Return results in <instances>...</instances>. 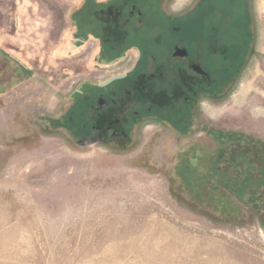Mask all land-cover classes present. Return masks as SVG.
<instances>
[{
	"label": "rangeland",
	"instance_id": "1",
	"mask_svg": "<svg viewBox=\"0 0 264 264\" xmlns=\"http://www.w3.org/2000/svg\"><path fill=\"white\" fill-rule=\"evenodd\" d=\"M85 1L0 0V264H264V0L230 86L180 131L155 121L112 145L58 122L121 63L81 37Z\"/></svg>",
	"mask_w": 264,
	"mask_h": 264
},
{
	"label": "flooded vegetation",
	"instance_id": "2",
	"mask_svg": "<svg viewBox=\"0 0 264 264\" xmlns=\"http://www.w3.org/2000/svg\"><path fill=\"white\" fill-rule=\"evenodd\" d=\"M169 2L87 0L81 5V37L98 40L107 65L121 63L108 70L116 71V78L82 86L58 119L80 145L128 141L139 125L155 121L180 131L191 118L193 100L196 104L230 86L251 58L252 0H195L184 14Z\"/></svg>",
	"mask_w": 264,
	"mask_h": 264
},
{
	"label": "water",
	"instance_id": "3",
	"mask_svg": "<svg viewBox=\"0 0 264 264\" xmlns=\"http://www.w3.org/2000/svg\"><path fill=\"white\" fill-rule=\"evenodd\" d=\"M202 72H204V71H202ZM90 144H93V143H90Z\"/></svg>",
	"mask_w": 264,
	"mask_h": 264
},
{
	"label": "clouds",
	"instance_id": "4",
	"mask_svg": "<svg viewBox=\"0 0 264 264\" xmlns=\"http://www.w3.org/2000/svg\"><path fill=\"white\" fill-rule=\"evenodd\" d=\"M201 103H203V101Z\"/></svg>",
	"mask_w": 264,
	"mask_h": 264
},
{
	"label": "trees",
	"instance_id": "5",
	"mask_svg": "<svg viewBox=\"0 0 264 264\" xmlns=\"http://www.w3.org/2000/svg\"><path fill=\"white\" fill-rule=\"evenodd\" d=\"M252 178H253V175H252Z\"/></svg>",
	"mask_w": 264,
	"mask_h": 264
}]
</instances>
